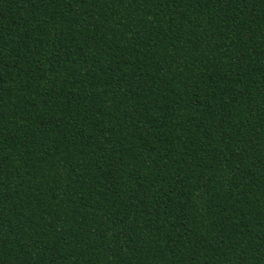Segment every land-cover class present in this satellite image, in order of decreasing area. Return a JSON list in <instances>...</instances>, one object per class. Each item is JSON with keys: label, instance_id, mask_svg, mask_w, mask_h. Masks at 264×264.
Returning a JSON list of instances; mask_svg holds the SVG:
<instances>
[{"label": "trees", "instance_id": "trees-1", "mask_svg": "<svg viewBox=\"0 0 264 264\" xmlns=\"http://www.w3.org/2000/svg\"><path fill=\"white\" fill-rule=\"evenodd\" d=\"M0 264H264V0H0Z\"/></svg>", "mask_w": 264, "mask_h": 264}]
</instances>
